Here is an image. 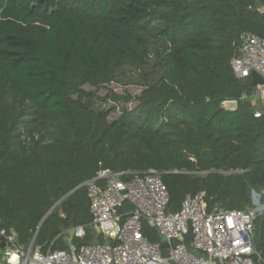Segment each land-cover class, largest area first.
<instances>
[{"label": "trees", "instance_id": "trees-1", "mask_svg": "<svg viewBox=\"0 0 264 264\" xmlns=\"http://www.w3.org/2000/svg\"><path fill=\"white\" fill-rule=\"evenodd\" d=\"M259 2L0 0V225L22 244L35 235L42 251L65 248L56 237L79 225L77 246L105 242L83 185L104 169L160 171L169 212L198 191L208 210L250 206L264 189V108L255 116L241 99L252 87L231 60L242 32L264 37ZM151 59L155 81L105 96L132 107L114 120L115 107L96 108L105 99L86 85ZM142 232L160 240L146 224ZM254 242L264 247V210Z\"/></svg>", "mask_w": 264, "mask_h": 264}, {"label": "built area", "instance_id": "built-area-1", "mask_svg": "<svg viewBox=\"0 0 264 264\" xmlns=\"http://www.w3.org/2000/svg\"><path fill=\"white\" fill-rule=\"evenodd\" d=\"M256 10L264 15V6ZM231 67L238 79L250 81L253 71L264 79V37L242 32ZM253 91L264 101V83ZM252 96L242 94L241 99ZM260 112L257 108L254 115ZM83 185L93 228L105 242L77 246L73 239L85 235L84 226L79 225L56 237L66 241L65 248L42 251L35 235L22 244L13 228L0 225V264H260L253 257L259 254L254 235L261 212L256 205L208 210L206 193L198 191L187 195L178 211L169 212L161 172L154 168L143 172L104 169ZM143 224L154 229L160 240L146 237Z\"/></svg>", "mask_w": 264, "mask_h": 264}, {"label": "rangeland", "instance_id": "rangeland-1", "mask_svg": "<svg viewBox=\"0 0 264 264\" xmlns=\"http://www.w3.org/2000/svg\"><path fill=\"white\" fill-rule=\"evenodd\" d=\"M257 5L264 6L261 2H259ZM159 74L160 72L154 67V60L151 59L141 66H126L122 68L119 71L118 81L116 82H112L101 87H92L86 85L85 89L91 90L101 98L105 99L103 102L97 104V109H112L115 107L109 116L110 120H114L120 115L119 109L121 106L132 107L134 103L129 102L126 104L122 101L114 103L111 100L106 99L105 96L110 91L116 92L118 94L128 93L132 96L137 95L141 89L139 83L142 81L144 76H146L151 81H155ZM252 95L253 96L251 99L248 100L252 108H259L260 110L264 108V101L259 97V95L255 93V91L252 92ZM251 205H256L260 212L264 210V189L251 192Z\"/></svg>", "mask_w": 264, "mask_h": 264}, {"label": "water", "instance_id": "water-1", "mask_svg": "<svg viewBox=\"0 0 264 264\" xmlns=\"http://www.w3.org/2000/svg\"><path fill=\"white\" fill-rule=\"evenodd\" d=\"M249 83H250V86L254 87L257 84L264 83V79L261 78L256 72L253 71L251 73ZM220 107L225 109V110H228V111H235L237 109V102L235 100H225L220 104ZM54 206H53V208H54ZM188 239H191V233L188 234ZM162 246L166 247L167 244L162 243ZM256 250L259 251V254L255 253L253 255L254 259L259 260L260 264H264V247L256 246ZM165 255H167V252H165Z\"/></svg>", "mask_w": 264, "mask_h": 264}, {"label": "crops", "instance_id": "crops-1", "mask_svg": "<svg viewBox=\"0 0 264 264\" xmlns=\"http://www.w3.org/2000/svg\"><path fill=\"white\" fill-rule=\"evenodd\" d=\"M250 82V81H249ZM252 87V86H251ZM253 88V87H252ZM252 93V92H251Z\"/></svg>", "mask_w": 264, "mask_h": 264}]
</instances>
